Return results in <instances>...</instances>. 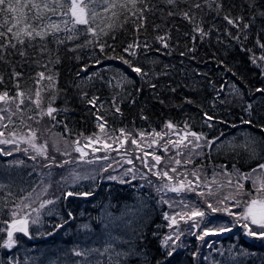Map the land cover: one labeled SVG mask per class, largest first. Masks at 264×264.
<instances>
[{
	"label": "trees",
	"instance_id": "1",
	"mask_svg": "<svg viewBox=\"0 0 264 264\" xmlns=\"http://www.w3.org/2000/svg\"><path fill=\"white\" fill-rule=\"evenodd\" d=\"M200 2L202 9H189V4L182 2L178 8H173L166 5L163 0H150V10L144 13L147 17L145 26L139 32L131 20L122 28L119 26L124 15H128L119 10L123 14L119 20L113 18L114 30L105 27L109 35H101L98 38L100 43L106 41L115 46V52L110 48L105 49V52L112 56L121 54L129 43L147 41L151 49L147 50V56L144 49H138L137 61L142 67L154 71L155 75L150 73V76L151 83L157 86L155 88L132 73L119 59H108L95 44L84 48L76 47L85 39H94L91 35L87 37L82 35L77 40L67 41L59 46L49 44L50 49H57L52 53V59L55 60L58 55L59 63L49 65L51 72L56 76L55 87L48 90H45L49 84L47 79L41 81L39 85L35 82L39 79L37 73L44 71L47 76L48 69L38 67L34 63V59L47 63V54L41 56L36 48H27V45L19 44L17 49L9 47L2 53L4 59L0 60V75L4 77V83L0 84V92L8 90L9 94L13 95L17 82L21 89L31 90L33 95L39 88L43 107L47 108L51 102L58 111L53 113L55 120L48 116L46 120H40L42 124L40 123L38 129H32L36 132V141L46 146L49 160L37 155L31 148L26 154L23 149L29 145L20 141V138L8 148L6 145H0V153L12 152L10 156L0 154V184L5 185L3 190H0V241L6 239L4 229L8 228L12 220L10 209L20 204L29 193L31 196L24 200V203L30 204L31 207L24 208L20 214L30 213V219L37 216L33 209H38L42 201L48 199L55 201L54 204L40 209V224L30 223L32 238L16 233L15 238L19 243L13 249L0 248V264H8V258L13 256L18 264H72L73 261L81 259L73 255V249L101 248L110 241V238H116L112 242L118 249H131L137 253L136 256L128 258L126 264H264V241L245 236L244 229L236 223L234 217L223 212L210 213L208 210L210 214L203 219L199 228H195L192 219L187 216L181 219L177 215L190 213L193 208L206 210L205 201L223 207L224 205L217 204V201L235 192L236 177L231 175L233 165L241 172L247 173L258 163H264V143L258 145L260 155L255 159H250L246 152L234 148L232 144L243 143L245 137L249 135L261 137L258 127L253 128L244 124L242 120L249 119L246 108L251 104L256 120L264 123V92L256 91L258 88L264 89V71L251 62L252 56L259 57L264 54V49L256 44L257 38L264 43V31H261L264 20L257 17L256 23L247 30L248 39L244 41L243 47L251 51L241 50V44L230 39L225 31L228 29L236 34L237 29L228 25L223 20V15L230 12L233 17L243 16L247 20L253 14V9L246 0H221L223 7L220 15L210 9L205 0ZM257 5H264V0H257ZM179 10L194 13L195 23L201 24L206 31L211 29L209 36L201 39L193 32L195 24L189 23L179 15H167L168 11ZM108 15L102 13L104 17ZM9 20L11 21V14ZM0 22H3L2 16ZM97 22L99 23V19ZM104 23L106 25L109 21L105 19ZM157 25L159 27H155ZM6 27L7 25L5 30ZM60 35L63 37L66 34ZM112 35H115V40L111 38ZM158 35L170 37L168 49H163L156 41ZM193 36L197 37L196 40H192ZM22 47L27 49L29 53L27 57L18 54L17 50ZM157 48L161 51H155ZM189 48H193L194 51L189 52ZM181 52H185L186 55L181 56ZM126 58L132 59L127 56ZM147 58L155 59L157 62L146 63ZM97 59L100 61L99 64L94 63ZM258 63L264 61L258 60ZM165 65L168 67L165 68ZM85 68L86 71L82 70ZM118 70H122L134 83L116 87L119 79ZM13 71L23 75L16 80L12 77ZM108 81H111V86ZM138 88L142 90L136 91ZM172 88H175V91H171ZM84 93H87V96ZM93 96L99 97L96 101L98 107L103 105L99 111L87 103ZM52 97L55 99L52 100ZM113 97L121 109L120 113L115 112ZM32 109V111L25 109L22 114L18 113L20 117L13 118L14 124L9 125L8 132L18 133V136L27 135L30 129L28 123L32 120L28 117L33 116L39 121L34 105ZM96 115L104 118L101 122L105 124L106 136H118L120 129H125L133 135L139 131L160 132L167 129L165 125L170 121L178 132L190 130L203 133L209 139L220 137L212 149L199 150L198 152L202 151L203 155H194L191 163H182L180 166H176L168 159L174 156L175 152L171 154L170 150L167 157L159 147L155 149L157 155L163 160L167 159V164H161L153 171L177 167V173L169 172V175L175 178L178 173L187 174V179L199 184L197 191H202L206 195L201 197L193 191H184L179 195L157 192L156 185L169 181L157 179L149 170L146 171L147 179L139 178L132 180L131 183L108 179L105 173L96 170L92 178H86L83 184L77 182L73 185L70 182L72 169L76 170V165L87 168V163L73 154L71 159H63L61 153L53 146L64 140L67 144L101 133ZM209 116L212 117L211 120L207 119ZM21 120L24 124H21ZM185 124L189 126L188 129H185ZM209 124L212 127H209ZM25 130L27 131L24 132ZM8 136L12 137L9 133ZM17 145L19 151L16 150ZM217 145L221 147L217 149ZM29 154L35 155L36 159H30ZM51 158H54L56 163H63L65 160H69L70 163L63 164L62 167L55 165L51 168L45 167ZM177 159L183 161L185 157ZM134 168L141 170L138 165H134ZM194 171L197 172L199 180L191 175ZM179 179L184 177L180 176ZM229 179L232 180L231 185L228 184ZM213 180L216 182L213 183ZM149 181L152 183L149 184ZM172 182L174 183L175 179ZM45 188L46 193L43 192ZM209 190L213 195L207 196ZM250 190L251 182L247 181L245 191ZM69 191L76 195L65 198ZM88 192L92 194L79 195ZM165 200L168 203H165ZM224 203L229 207L233 205L231 200ZM169 204L173 206L169 207ZM184 204L188 207H184ZM233 211L239 212L240 209L233 208ZM69 212L72 213L71 218L68 217ZM165 213L170 217L176 216V223L171 227L169 226L171 221L165 219ZM65 220L67 223H64L63 227L55 228ZM225 225L231 226L232 231L208 235L204 240L197 239L201 229ZM177 229L182 235L176 242L175 253L168 257L167 249L161 246L162 240L165 236L175 233ZM49 232L53 234L49 235ZM241 251L246 254L240 255Z\"/></svg>",
	"mask_w": 264,
	"mask_h": 264
},
{
	"label": "snow or ice",
	"instance_id": "2",
	"mask_svg": "<svg viewBox=\"0 0 264 264\" xmlns=\"http://www.w3.org/2000/svg\"><path fill=\"white\" fill-rule=\"evenodd\" d=\"M166 5L173 6V8H178L179 4L186 3L189 4V9H202V4L200 0H163ZM208 7L215 11L217 15H220L221 9L223 7L221 0H205ZM249 7L253 9V14L245 20L243 16L233 17L231 13L223 15V20L227 22L228 25H231L232 28L237 29V33L233 34L228 29H225L226 33L230 37V39L235 40L236 42L241 44V50L251 51V49H245L243 47L244 41L248 39L247 30L256 23L257 17L261 20H264V5H257V0H246ZM139 5H143V7H139ZM213 5L215 7L213 8ZM150 0H0V16L3 17V22H0V60L4 59L2 53L7 48L17 49V44L21 46L27 45V48H36L41 56L47 54L48 62L41 63L39 59H34V63L38 67L48 69L49 74L46 76L44 71H40L37 73L39 77L36 80V84H40L41 81L47 79L49 82L47 89H52L55 87V73L51 72L49 65L54 63H59V56L55 57V60L52 59V53L57 49H50L49 44H55L57 46L63 45L67 41H73L80 38V36H88L91 35L94 39H85L83 43L76 45L77 48H84L89 45L95 44L99 47L101 53H104L108 59H119L124 65H127L128 69L131 70L132 73H135L146 83H149L150 87H157L155 84L151 83V76L155 75L152 69H146L140 65L137 61L138 49H144L145 56H147V50L151 49V45L147 43V41L143 42H133L127 44L126 47L123 48L122 53L118 56L108 55L105 52L106 48H110L113 52H115V46L112 44H108L106 41L103 43L99 42V37L101 35H109L107 31H105V27L110 30H114L113 18L119 20L120 16L123 13H127L128 15H124V19L119 25L121 28L124 24L128 23L130 20L135 26L137 32L140 29L144 28L145 21L147 17L144 15L145 12L150 10ZM154 8L155 5H152ZM119 10H123V13ZM102 13H108L107 17L102 16ZM9 14H11V21L9 20ZM50 14V15H49ZM168 16L179 15L182 19L187 20L189 23L195 24L193 28V32L197 33L198 36L203 39L208 37L211 29L206 31L201 24L195 23V14L191 13L189 10H179V11H168ZM53 17H57V19H53ZM135 19H132V18ZM99 19V23L97 22ZM105 19L109 21L105 25ZM139 21V23H137ZM6 30H5V26ZM101 25H104L102 27ZM82 26V27H81ZM155 27H159L158 25ZM15 29V31H14ZM99 29V31H98ZM261 31H264V27L261 28ZM60 33H65V36H61ZM8 34H11L9 36ZM187 35V33L185 34ZM51 37V40H49ZM115 40V35L111 37ZM196 36L192 37V40H196ZM156 41L162 46L163 49H168L170 44L168 40L170 37L167 35L164 36H156ZM39 41V43H33L34 41ZM15 41V43H13ZM256 44L264 49V43H261L260 39H256ZM75 51V49H70ZM18 54L21 57H27L29 53L25 47L18 49ZM155 51L160 52L161 49L157 48ZM189 52L194 51L193 48L188 49ZM171 54V53H167ZM181 56L186 55L185 52L180 53ZM127 57H131L132 59H128ZM259 61H264V54L259 57L252 56L251 62L255 64L257 67L261 68L264 71V63H258ZM146 63L155 64L157 61L152 58H147ZM94 63L99 64V59L95 60ZM165 68L168 65L164 66ZM86 71L87 69H82ZM167 74V73H160ZM235 74V73H233ZM23 74L20 72L13 71L12 77L18 80ZM95 75V74H94ZM119 79L117 80L116 87H123L126 84H132L134 81L130 79L128 75H126L122 70H118ZM90 78V77H89ZM4 83V77L0 75V84ZM109 86H111V81H108ZM16 91L13 95L9 94L8 90H3L0 92V128L8 129L9 125L14 124L13 117L17 115V113H23L25 109L28 111H32V106H35V111L37 115L41 118L44 115L49 116L51 119L55 120V116L53 113L58 110L54 108L51 102L48 104L47 108L44 109L41 107L42 105V95L41 89H37L32 94L31 90L25 91L21 89L20 84L17 82L14 85ZM142 89H136V91H141ZM171 91H175V88H172ZM257 92H264V89H256ZM87 96V93H84ZM130 95V93H128ZM52 100L55 97L51 98ZM99 97L93 96L89 100H87L88 104H91L92 107L97 108L99 111L100 108H103V105L96 104V101ZM121 102H123L121 100ZM135 102L134 100L132 101ZM163 103V100L160 101ZM191 103V101H188ZM113 107L115 108V112L120 113L121 109L116 102V98L113 97ZM246 111L248 113L249 119L242 120L244 124H248L253 128L258 127L261 133V137L258 138L255 135H249L245 137V140L241 144H235L232 142L234 148H240L244 152H246L250 159H255L260 155V151L258 148L259 144L264 143V123H259L256 120V116L252 109V105L248 104ZM207 115V114H205ZM146 119V117H143ZM28 119H34L33 116H29ZM208 120H211L212 117H207ZM96 120L98 122V127L101 133H105V124L101 121L104 120L103 117L96 115ZM6 121V123H5ZM39 121H37L38 123ZM21 124H24V121L21 120ZM55 126V125H54ZM212 127L211 124L208 125ZM235 127V125H232ZM168 132L160 131L156 132L153 130V133H146L143 131L137 132L133 135L131 132H126L125 129H120V136H108L107 139L112 141V144H118L119 147H123L129 140L131 144L135 146L136 149H139L143 152V156L137 155L135 159L141 160L143 166L152 172L153 175L160 180H168L169 183H162L160 185H156L157 192H174L176 194H180L184 191H193L196 192L198 196H205L206 194L202 191H197L199 184H194L192 180L187 179V174L178 173L177 177H173L169 175V172L177 173V167H172L167 170H158L156 169L158 165L161 164L162 157L157 155L155 152L148 153L147 151H143L142 145L140 141L144 140L146 137H152L148 142V147H152L153 145H158L159 148L164 152L168 153L170 151L169 146H171V150L175 152V155L170 157V159L174 162L176 166H180L183 164H188L192 162V157L194 155H203V152H198L197 150H201L204 148L212 149L213 145L216 144V141L220 139V137H215L214 139L207 138L203 133H197L195 131L185 130L183 134L175 131V126L172 122H167L165 125ZM189 126L185 124V129H188ZM65 129L67 130V125H65ZM9 135L12 137L16 136L15 132H9ZM105 135H107L105 133ZM172 135H176L177 139L173 140ZM223 135V133H221ZM4 136V131H0V137ZM168 137V139H165ZM191 137V139H189ZM36 132L29 129V133L25 136L22 135L20 140L29 145L28 148H24L23 151L28 154L29 148L34 150L37 155L43 156L45 160H49L50 158L47 155V150L45 145H37L35 143ZM87 143L81 146L80 140L72 141L71 144L73 146V151L78 152L80 157L88 155L87 152L84 151L85 147H88L92 144H103V149L105 151H119V147L113 148L112 144L107 142V139L102 140L99 135L94 134L93 137L85 138ZM160 141H164L163 144H160ZM203 141V143H202ZM17 143L15 139H0V144H13ZM221 147V145H217V149ZM185 149H187V153H185ZM19 151V147L17 145L16 148ZM100 149L93 148V152L99 151ZM127 152V149H125ZM0 154L3 155H12L11 151L2 152ZM64 155H71L70 152L63 153ZM151 155L152 160L155 162L153 164H149L146 157ZM185 157L183 161L181 159H177V157ZM29 158L35 160V155H30ZM103 159H108V156L103 157ZM91 163V161H88ZM22 163V162H20ZM70 163L69 160L63 161V163H56L54 158H51L50 163L45 164V167L51 168L53 165L56 167H62L63 164ZM129 165L133 164V160L128 158L124 161ZM167 167V166H166ZM107 171V167L104 169ZM128 180L123 179L125 176H129ZM227 174V172L225 173ZM192 176L196 177L199 180V176L197 172H192ZM231 175L236 177L235 184V192L230 193L228 196L223 197V199L218 200L217 204L224 205L223 207H217L213 205L210 201H205L207 203L206 210H200L199 208H193L190 213H177L181 219H184L185 216L193 220V227L199 228L200 223L203 219L209 215L210 213L223 212L228 216L234 217L236 223H238L244 229V235L247 237H253L257 240L264 241V163H258L256 167L252 168L249 172L243 173L235 165H233V171ZM180 176H183L184 179H179ZM139 178L147 179V176L144 173L139 174ZM108 179L116 180L117 177L109 176ZM137 179V170L135 168H128L124 171L121 178H119L120 183H131L132 180ZM175 179V182L172 181ZM250 181L252 190L245 191V182ZM213 183L216 181L213 180ZM152 182L149 181V184ZM228 184H232V180H228ZM144 185H141L143 187ZM5 187L4 184H0V190H3ZM207 187V185H205ZM35 191V189H33ZM43 192H47V188L43 189ZM91 192L88 193H80L79 195L88 196L91 195ZM11 195V193H9ZM38 196L40 194H37ZM76 195L72 192H67L65 194V198ZM213 195L212 191L209 190L207 196ZM31 193L28 196H25L23 200H21L20 204L15 205L14 208L10 209V214L12 217L11 222L8 225L6 231V239L0 241V248L11 250L13 249L19 241L15 238L16 233H21L23 236L32 238V233L29 230V225L31 224H40L41 219L39 215L40 209L45 208L49 204H54L55 201L52 199H48L46 201H42L39 205L38 209H33V211L37 212V216L30 219V213L26 215H21L20 213L24 208L31 207L30 204H25L24 200L29 199ZM247 197V199H240V197ZM227 200L233 201L232 207H229L224 202ZM168 203L167 200L164 201ZM7 203V202H5ZM183 203V201H181ZM172 204H169V207H172ZM184 207H188L187 204H184ZM233 208L240 209L239 212H234ZM210 210V213L209 211ZM50 214V213H49ZM68 217H72V213H68ZM199 217L200 220H196L195 218ZM165 219L170 220V227L176 223V216H168L165 213ZM187 222V221H186ZM64 223H67L65 220L61 224H57L55 226L56 229H59L64 226ZM211 223V221H209ZM87 227V226H85ZM232 227L225 225L218 228L206 227L201 229V234L197 236V239L204 240L205 236L208 235H217L224 232H231ZM52 235V232L48 233ZM195 234V233H193ZM182 233L179 232V229L176 230L175 233L169 234L165 236L162 240L161 246L164 249H167V256L171 257L176 251L177 241L180 240V236ZM116 238H110V241L103 245L101 248H77L73 249V255L75 257L81 258L79 260H75L72 264H126L128 258L136 256L137 253L132 251L131 249L120 250L115 244L112 242ZM172 242L171 244L169 242ZM240 255H245L243 251L239 253ZM196 255L195 253L193 254ZM223 255V253H221ZM247 255H252L251 253H247ZM207 259V257L205 258ZM8 264H18L15 256L8 258Z\"/></svg>",
	"mask_w": 264,
	"mask_h": 264
},
{
	"label": "rangeland",
	"instance_id": "3",
	"mask_svg": "<svg viewBox=\"0 0 264 264\" xmlns=\"http://www.w3.org/2000/svg\"><path fill=\"white\" fill-rule=\"evenodd\" d=\"M41 107L44 108L43 105H41ZM44 109H46V108H44ZM14 117L15 118H19L20 114L17 113V115L14 116ZM38 118H39V122L38 123H37V121L35 119L29 120L30 121L28 123L29 124V128L38 129V126L41 123L40 120H46L48 118V116L44 115L42 118L38 116ZM5 123H6V121H5ZM2 129L3 128H0V131H2ZM4 131H5V135L3 137H0V139H12V137L8 136V133H9L8 131L9 130L4 129ZM26 131L27 130H25L24 132H26ZM168 131H170V130H168V129L164 130V132H168ZM175 131L178 132L176 129H175ZM180 133L183 134V132H180ZM21 135H23V134H21ZM97 135H99L102 140L107 139V137L109 136V135L106 136L103 133H99ZM118 136H120V135H118ZM20 137L21 136H18V133H17L16 136H15V140L19 141ZM151 138L152 137H146L144 140L140 141V143L142 145V148H143V151H147L148 153H152V152L157 153L155 149L159 147L158 145H153L152 147H148L147 146L148 142H149V140ZM171 138L173 140L177 139L176 135H172ZM165 139H168V137H165ZM189 139H191V137H189ZM107 142L112 144V141L110 139H107ZM35 143L37 145H41L36 140H35ZM80 143H81V146H83V145H85L87 143V140L85 138H83V139L80 140ZM159 143L163 144L164 141H160ZM13 144H0V145L1 146H5L6 145V147L8 148V147L12 146ZM53 147H55L56 150H58L61 153L60 156L63 159L64 158L71 159L72 158L71 155L73 154V155L77 156V158L83 159L87 163V164L85 163L88 166L87 168H85V166L84 167H80V165H76L75 167L77 169L76 170L72 169V171L70 173L71 174L70 182H72L73 185H76L77 182H79L80 184H83L86 178L87 179L92 178V174L96 170H101L103 173L106 174L107 177H109V176L117 177L118 179H116V180L119 181V178H121V176L124 173V171L126 169H128V168H134V165H138L139 167H141V170H137V179H135V180L139 179V174L140 173H144L147 176L146 171H148V169L143 166L141 160L135 159V157L137 155L143 156V152L141 150H139V149H136L135 146H133L131 144L130 140L123 147H119L118 144H112L113 148L119 147V151H111V150L105 151L103 149V144H99V143L92 144V145L84 148V151L87 152L88 155L84 156L83 158L80 157V154L78 152L73 151V146H72L71 142H67V144H66L65 140H64V141H61V143H55ZM93 148H97V149H100V150L93 152ZM169 148L171 150V146H169ZM125 149H127V152L125 151ZM171 151H172L171 152V154H172L174 151L173 150H171ZM197 151H199V150H197ZM66 152H70L71 155H64L63 153H66ZM164 154L168 157V155H167L168 153H164ZM105 156H108V159H103V157H105ZM128 158H131L133 160V164L129 165L127 163H124V161L126 159H128ZM146 159L148 160L150 165L155 163L152 160L151 155L146 157ZM168 159H170V158L168 157ZM88 161H91V163H89ZM161 164L166 165L167 164V159L166 160L162 159ZM106 167H107V171H104V169ZM68 173H69V171L66 174H68ZM130 175L131 174H129V176L123 177V179H129Z\"/></svg>",
	"mask_w": 264,
	"mask_h": 264
},
{
	"label": "water",
	"instance_id": "4",
	"mask_svg": "<svg viewBox=\"0 0 264 264\" xmlns=\"http://www.w3.org/2000/svg\"><path fill=\"white\" fill-rule=\"evenodd\" d=\"M171 193H174V192H171Z\"/></svg>",
	"mask_w": 264,
	"mask_h": 264
}]
</instances>
